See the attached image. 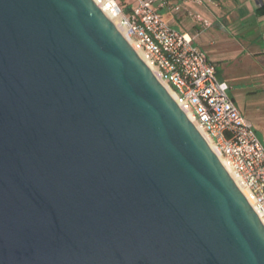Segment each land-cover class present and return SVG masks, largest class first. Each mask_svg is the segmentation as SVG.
I'll return each mask as SVG.
<instances>
[{
	"label": "water",
	"instance_id": "95a60500",
	"mask_svg": "<svg viewBox=\"0 0 264 264\" xmlns=\"http://www.w3.org/2000/svg\"><path fill=\"white\" fill-rule=\"evenodd\" d=\"M0 264H264V223L93 0H0Z\"/></svg>",
	"mask_w": 264,
	"mask_h": 264
},
{
	"label": "built area",
	"instance_id": "2783aa9c",
	"mask_svg": "<svg viewBox=\"0 0 264 264\" xmlns=\"http://www.w3.org/2000/svg\"><path fill=\"white\" fill-rule=\"evenodd\" d=\"M93 1L125 29L132 48L206 134L264 220V144L229 95L228 86L217 77L216 65L207 53L161 13L180 12L183 3L202 5L205 0H179L178 4L170 0ZM189 15L203 28L212 25L201 14Z\"/></svg>",
	"mask_w": 264,
	"mask_h": 264
},
{
	"label": "crops",
	"instance_id": "0c3cea01",
	"mask_svg": "<svg viewBox=\"0 0 264 264\" xmlns=\"http://www.w3.org/2000/svg\"><path fill=\"white\" fill-rule=\"evenodd\" d=\"M161 13L207 53L264 144V0H205L202 5L183 3L180 12ZM189 13L201 14L212 25L201 27Z\"/></svg>",
	"mask_w": 264,
	"mask_h": 264
},
{
	"label": "bare ground",
	"instance_id": "6f19581e",
	"mask_svg": "<svg viewBox=\"0 0 264 264\" xmlns=\"http://www.w3.org/2000/svg\"><path fill=\"white\" fill-rule=\"evenodd\" d=\"M111 21L114 23V25L118 28V30L122 33V35L125 37V39L128 41V43L130 44L129 40H128V36H127V32L125 31L124 28H122L121 26H119L118 22L116 20L111 19ZM140 57L141 54L139 52H137ZM151 69V68H150ZM152 72L156 75L155 71L153 69H151ZM162 83V82H161ZM164 87L166 88V90L169 92V88L164 84ZM186 113V112H185ZM186 115L188 116V114L186 113ZM188 118L190 119V117L188 116ZM191 120V119H190ZM191 122L196 126V128L199 130V132L202 134V136L204 137V139L208 142V144L211 146V142L208 139V137L206 136V134L191 120ZM212 147V146H211ZM214 150V149H213ZM216 156L218 157V159L222 162V164L224 165V167L226 168V170L228 171V173L230 174V170L227 167V165L225 164V162L220 158V155L217 153V151H215ZM234 182L236 183V185L238 186V188L242 191V193L244 194V196L246 197V199L248 200L249 204L253 207L252 202L249 198L248 192L245 190V188L235 179H233ZM262 222L264 223V220H262Z\"/></svg>",
	"mask_w": 264,
	"mask_h": 264
},
{
	"label": "rangeland",
	"instance_id": "374dc122",
	"mask_svg": "<svg viewBox=\"0 0 264 264\" xmlns=\"http://www.w3.org/2000/svg\"><path fill=\"white\" fill-rule=\"evenodd\" d=\"M130 1H132V0H130Z\"/></svg>",
	"mask_w": 264,
	"mask_h": 264
}]
</instances>
